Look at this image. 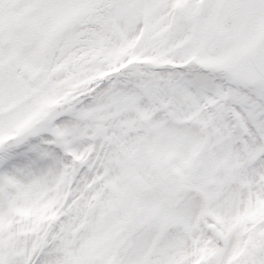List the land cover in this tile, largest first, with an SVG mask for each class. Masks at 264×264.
I'll use <instances>...</instances> for the list:
<instances>
[{
  "label": "snow or ice",
  "instance_id": "obj_1",
  "mask_svg": "<svg viewBox=\"0 0 264 264\" xmlns=\"http://www.w3.org/2000/svg\"><path fill=\"white\" fill-rule=\"evenodd\" d=\"M0 264H264V0H0Z\"/></svg>",
  "mask_w": 264,
  "mask_h": 264
}]
</instances>
